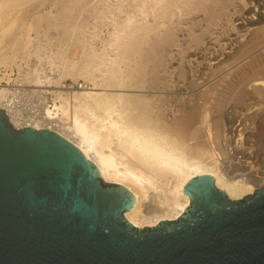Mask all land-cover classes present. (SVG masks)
<instances>
[{"label": "bare ground", "instance_id": "6f19581e", "mask_svg": "<svg viewBox=\"0 0 264 264\" xmlns=\"http://www.w3.org/2000/svg\"><path fill=\"white\" fill-rule=\"evenodd\" d=\"M29 60L45 128L134 196L133 226L178 218L191 178L233 201L264 180V0H0V72Z\"/></svg>", "mask_w": 264, "mask_h": 264}, {"label": "water", "instance_id": "95a60500", "mask_svg": "<svg viewBox=\"0 0 264 264\" xmlns=\"http://www.w3.org/2000/svg\"><path fill=\"white\" fill-rule=\"evenodd\" d=\"M175 220L133 226L134 196L62 135L0 109V264H264V186L236 201L208 174Z\"/></svg>", "mask_w": 264, "mask_h": 264}, {"label": "built area", "instance_id": "2783aa9c", "mask_svg": "<svg viewBox=\"0 0 264 264\" xmlns=\"http://www.w3.org/2000/svg\"><path fill=\"white\" fill-rule=\"evenodd\" d=\"M33 62L31 64L29 60V63H24V69L20 71L16 67L12 68L11 70H1L0 74L2 76L5 75V79L2 80V82H4V85L2 84V82L1 84L8 90V94H6L7 102L6 99L4 101L6 102V106L8 105V111L4 110L5 114L8 118L9 123L15 129H23L25 127H29L38 130L46 129L60 134L59 132L54 130V128H45L44 125L46 124V120L40 117V115L43 114L42 106L44 105L45 101H43L42 95L40 93L42 91V88L34 86L29 81ZM8 76H10V81L6 80ZM12 119L18 122L16 123L17 125L14 124ZM31 122H38L39 124L43 125V128H35L29 125L32 124Z\"/></svg>", "mask_w": 264, "mask_h": 264}, {"label": "rangeland", "instance_id": "374dc122", "mask_svg": "<svg viewBox=\"0 0 264 264\" xmlns=\"http://www.w3.org/2000/svg\"><path fill=\"white\" fill-rule=\"evenodd\" d=\"M35 8V7H34ZM40 8V10H38ZM34 10H36L38 13H41V12H43V11H45V10H49V8H44L43 6L41 7H36V9H33V12H35L36 13V11H34ZM41 11V12H40ZM29 22V21H31V19H28V20H26V22ZM18 23L20 24V21H18ZM18 23L16 22V25H18ZM42 25H45V23H42ZM32 35L31 36H33L34 37V34L33 33H31ZM2 69H4L3 67H1V70ZM68 82L70 83L71 82V80H68ZM82 82H84L83 80H79V85L80 84H82ZM2 84L4 85V82H2ZM77 85H75L74 87H76ZM210 104V106H212V110H214V108H215V106L213 107V105H214V103H209ZM216 105V104H215ZM227 107V106H226ZM211 110V111H212ZM264 109H263V106H262V110H261V115L260 116H258L257 118H255V119H259L258 121L256 120H253V122H252V124H251V130H252V132H251V138H254V139H257V140H255V141H253L254 139H252L251 141V143L253 144V143H255V145H258V144H262V145H264ZM215 111H212V114H211V112H210V118H209V120L211 119V121H209L210 122V124L212 125L214 122H215ZM214 115V116H213ZM261 117L263 118L262 120H261ZM214 121V122H213ZM234 124L236 123V121H234L233 122ZM254 123H256L255 125H254ZM233 124V125H234ZM253 128H254V131H253ZM253 132H254V134H253ZM213 139H215V138H213ZM260 139V140H259ZM215 141V140H214ZM237 157H239V159L240 160H242V157H241V155L240 154H237ZM254 160H252V163H251V165L253 166V168L257 165L259 168H261L260 166L262 165V164H259L258 165V162H256V161H254ZM255 163H257V164H255ZM258 167H255V168H258ZM264 186V180H262V181H259V186L257 187V188H260V187H263Z\"/></svg>", "mask_w": 264, "mask_h": 264}]
</instances>
